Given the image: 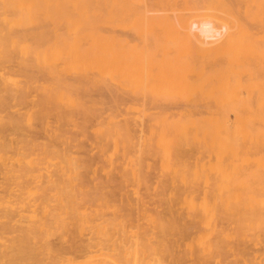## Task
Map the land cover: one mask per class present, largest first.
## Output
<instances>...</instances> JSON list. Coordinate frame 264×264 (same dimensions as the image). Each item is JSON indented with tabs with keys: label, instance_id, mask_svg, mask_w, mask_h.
I'll return each instance as SVG.
<instances>
[{
	"label": "rangeland",
	"instance_id": "374dc122",
	"mask_svg": "<svg viewBox=\"0 0 264 264\" xmlns=\"http://www.w3.org/2000/svg\"><path fill=\"white\" fill-rule=\"evenodd\" d=\"M6 2L13 25L0 33V141L53 143L55 154L45 159V166L55 169V184L77 182L88 190L108 181L106 191L119 196L122 189L126 199L132 193V206L124 211L132 213L130 232H138L149 212L179 220L163 236L162 263L236 264L234 249L217 263L208 248L203 257H195L185 247L201 231L184 230V225L203 214L204 207L243 209L236 216L245 222L240 240L248 244L242 245L250 252L261 246L252 242L250 223L264 219V118L253 115L247 98H253L257 86L264 96V61H198L196 45L207 36L209 24L176 17L170 32L169 11L151 10L154 0L141 5L142 13L130 14L120 11L125 0H119L124 6L115 0H55L41 25L22 14L38 0ZM6 2L0 0V12ZM178 3L187 18L196 15L195 7ZM53 13L55 40L48 33V40L39 41L38 27L50 31ZM214 25L222 26L218 21ZM13 32L27 36L20 39ZM144 38L150 58L118 69L131 62L134 45ZM39 57L55 61L39 62ZM33 63L40 72L28 66ZM54 63L55 90L48 69ZM47 89L55 91V98L44 97ZM262 111L257 107V114L263 116ZM14 118H21L22 128H16ZM126 120L132 122L131 132H113ZM67 136L75 139L72 152L61 142ZM9 147H0V156L15 157L17 147ZM39 152L32 149L27 155ZM70 156L84 162L74 180ZM14 177L0 171V264H35L24 239L21 179ZM119 233L108 232L109 243ZM44 236L54 249L61 246L57 232Z\"/></svg>",
	"mask_w": 264,
	"mask_h": 264
},
{
	"label": "bare ground",
	"instance_id": "6f19581e",
	"mask_svg": "<svg viewBox=\"0 0 264 264\" xmlns=\"http://www.w3.org/2000/svg\"><path fill=\"white\" fill-rule=\"evenodd\" d=\"M3 1L6 2V0ZM53 1L55 0H38L36 6H31L27 12L22 11V14L29 15L32 19L38 21V25H41L44 23L43 15L47 14L46 10L49 11V6L53 4ZM125 1L127 5L124 6L120 4L119 0H115L117 5L124 6L120 7L121 12L130 14L142 13L144 10L141 5L149 0ZM154 1L151 3L153 6L151 10L163 8L169 11L167 18L170 22L168 29L170 32H173L176 17L182 20L187 19L190 23L192 21H198V23L205 21L209 24L207 36L196 45V49L200 54L198 61H264V0H182L186 5L195 7L196 15H189L188 18L187 15L182 14L183 11L180 9L181 4L178 2L181 0ZM11 14V5H8L7 2L4 3L0 12V33L5 32L4 30L13 25L10 18ZM48 17H51V30H45L43 26L38 27L37 38L39 41L48 40V33L55 40V13L50 14ZM216 21L221 22L220 29H217L214 25ZM209 34H212V36H209ZM13 35L21 39L26 37L27 33L16 34L13 32ZM151 39L155 40V37ZM123 41L130 45V41L127 39H123ZM149 45L147 39L142 40L140 45H134L136 49L133 50V59L131 62L120 64L118 69L131 68L136 61L150 58ZM186 47L188 46L186 45ZM179 56L180 58L184 57ZM38 61L55 60L51 58L41 60L39 57ZM28 66H32L40 72L39 66L36 64L33 63ZM48 69L52 73L50 84L55 90V63L49 66ZM250 74L254 77L255 73L250 71ZM110 76H113V74ZM24 88L21 91H25ZM53 89L45 90L44 97L55 98ZM262 92L257 86L253 90V98H247V100H249L252 107L253 115L264 118V115L261 116L256 113L257 107L264 110ZM219 103L225 111L226 104L222 101ZM12 122L17 129L22 128L21 118H14ZM131 130L132 122L126 120L116 129L114 128L113 132H131ZM9 138L6 137L3 142L0 141V147L4 150L7 145L11 148L16 146V149L13 148L16 151V158H11V156H6V153H3L0 156V171L5 175L16 176L21 179L24 239L27 249L30 250L29 253L33 252L36 258L35 264H165L162 263L161 259L159 260L161 247L163 246L162 241L165 234L171 231L175 221L164 219L159 214H152L149 210L146 223L138 227V232H130L127 230V226L129 220L132 222L130 216L132 213L129 210L127 213L124 211L132 206V196H129L132 193L130 194L128 191L129 195L126 199V197L123 198L122 189L119 190V196L117 195L118 192H108L105 187V182L108 181L105 180V182L95 183L88 190L81 187L77 182H71L70 186L55 184V169L50 170L45 166V159L49 155L55 154V149L52 147L53 143H34L27 138H22L23 140L16 142ZM226 138L229 142H232L228 136ZM74 141L75 139L72 136L61 139V142L67 143L68 151H71L70 147L74 146ZM11 144H15V146L12 147ZM9 146L8 148H10ZM50 147L53 148L51 153L49 152ZM32 149L40 151L39 154L37 153L38 156H29ZM46 154L48 155L45 156ZM67 158L69 167L74 173H77L79 167L84 166V162L82 163L75 157L70 156ZM15 162H18L19 165ZM45 168L47 173L42 172ZM131 172L133 173V170ZM79 176L77 173L74 175L73 180ZM198 211V209H195L196 213ZM240 211H243V209L230 206L214 208L213 210L208 207L202 208L201 212L203 214L188 219L184 225V230L198 227L201 231L193 237V240L185 244V247L195 257H203V251L208 248L211 254L210 258L216 260L217 263L225 262L229 251L234 249L237 252L231 250L233 251L231 253H236H234L236 264H264V219L258 221L259 223L257 221L250 223L253 230L252 236L254 237V240L251 241L254 245L261 243V246L256 248L257 250L254 248L250 252L245 244L242 245V242L245 243L248 240H245V238L240 240L244 236L242 229L245 224L244 221L236 219ZM51 230L59 234L61 242L59 248L55 247L54 249L45 239L44 233ZM112 230L119 231L121 235L119 233L120 237H117L114 243H109L111 241L107 239V235ZM232 241L235 246H238V249L234 248ZM236 242L241 243V245H236ZM250 245L252 244L250 243ZM171 249L168 251H171ZM158 251L159 254H157ZM81 253H85V256ZM170 255L172 254L170 253ZM69 256L71 257L66 259ZM78 258H82L83 261H80V259L78 261ZM29 259L31 260V257Z\"/></svg>",
	"mask_w": 264,
	"mask_h": 264
}]
</instances>
